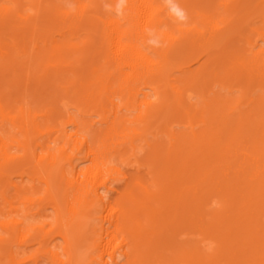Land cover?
<instances>
[{
	"label": "bare ground",
	"instance_id": "6f19581e",
	"mask_svg": "<svg viewBox=\"0 0 264 264\" xmlns=\"http://www.w3.org/2000/svg\"><path fill=\"white\" fill-rule=\"evenodd\" d=\"M175 2L0 0V264H264V0Z\"/></svg>",
	"mask_w": 264,
	"mask_h": 264
},
{
	"label": "clouds",
	"instance_id": "9594fccd",
	"mask_svg": "<svg viewBox=\"0 0 264 264\" xmlns=\"http://www.w3.org/2000/svg\"><path fill=\"white\" fill-rule=\"evenodd\" d=\"M125 0H118V3L116 5L117 10L119 11L123 5ZM165 4L168 7L169 11L178 19V20H184L186 19V16L183 13V10L179 7V5L175 2V0H165Z\"/></svg>",
	"mask_w": 264,
	"mask_h": 264
},
{
	"label": "rangeland",
	"instance_id": "374dc122",
	"mask_svg": "<svg viewBox=\"0 0 264 264\" xmlns=\"http://www.w3.org/2000/svg\"><path fill=\"white\" fill-rule=\"evenodd\" d=\"M126 169H127V168H126ZM130 169H131V168L128 167L127 170H130ZM47 211L50 213V212H51V209H48ZM210 245H211V244L206 245L205 248H206V247L208 248ZM16 249L21 250L20 248H16ZM45 263L47 264V262H43V264H45ZM48 264H49V263H48Z\"/></svg>",
	"mask_w": 264,
	"mask_h": 264
}]
</instances>
